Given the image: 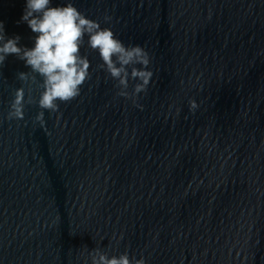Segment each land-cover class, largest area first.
<instances>
[{
    "label": "water",
    "instance_id": "water-1",
    "mask_svg": "<svg viewBox=\"0 0 264 264\" xmlns=\"http://www.w3.org/2000/svg\"><path fill=\"white\" fill-rule=\"evenodd\" d=\"M72 3L144 47L153 76L141 110L94 71L85 36L91 79L41 126L36 103L6 119L16 89L33 101L41 91L39 76L22 85L16 74L30 69L6 58L0 264H86L97 247L146 264H264V0ZM24 6L0 0V21L31 48L34 34L17 24Z\"/></svg>",
    "mask_w": 264,
    "mask_h": 264
},
{
    "label": "clouds",
    "instance_id": "clouds-1",
    "mask_svg": "<svg viewBox=\"0 0 264 264\" xmlns=\"http://www.w3.org/2000/svg\"><path fill=\"white\" fill-rule=\"evenodd\" d=\"M110 17H105V23ZM25 23L34 34L32 47L18 46L19 35L7 37L4 23L0 21V66L9 55L23 61L28 72H18L16 78L23 84H37L41 89L39 99H25V89L15 90L9 104L6 119L23 120L25 105L36 103L41 110L34 118V123L44 124V111L56 113L59 103L70 102L80 95L81 86L91 79L90 62L87 55L81 54L86 45L98 54L101 63L94 71L106 73V79L114 81L118 89L116 95L131 100L133 105L142 110L137 102L140 94H146L153 72L148 70L151 63L150 54L140 45H125L116 38L108 27H101L95 20L86 18L85 14L74 7L72 0H66L63 6H52V0H25V6L17 24ZM139 65L140 67H137ZM131 92L128 91L130 83ZM191 108L197 107L194 101ZM122 239V237H121ZM85 251L87 249L85 248ZM90 264H146L141 254L137 259L125 250L119 255H109L108 251L94 248L87 251Z\"/></svg>",
    "mask_w": 264,
    "mask_h": 264
}]
</instances>
